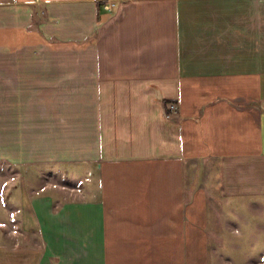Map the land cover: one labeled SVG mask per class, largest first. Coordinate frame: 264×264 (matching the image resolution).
<instances>
[{
	"label": "crops",
	"instance_id": "obj_1",
	"mask_svg": "<svg viewBox=\"0 0 264 264\" xmlns=\"http://www.w3.org/2000/svg\"><path fill=\"white\" fill-rule=\"evenodd\" d=\"M49 162L0 264H214L212 190L264 199V0H0V163Z\"/></svg>",
	"mask_w": 264,
	"mask_h": 264
},
{
	"label": "rangeland",
	"instance_id": "obj_2",
	"mask_svg": "<svg viewBox=\"0 0 264 264\" xmlns=\"http://www.w3.org/2000/svg\"><path fill=\"white\" fill-rule=\"evenodd\" d=\"M62 165L51 162L26 166L0 163V242L38 245L39 241L34 233L12 229V225L17 219L15 205L19 202L22 187H36L40 185V182L44 183L45 181L54 190L60 189L62 183L65 185L60 173ZM210 195V235L212 236L211 243L214 245L211 248L213 263L264 264V260L259 263V259L262 258L260 254L262 249L260 247L261 230L248 229L245 232L240 230L238 226L242 222V217L237 216L239 210L241 212L246 210L250 214L259 213V208L264 207V199L238 202L236 198L226 199L221 196L216 187ZM262 217L260 215L254 217V224H261ZM249 223L252 224V216L249 218Z\"/></svg>",
	"mask_w": 264,
	"mask_h": 264
},
{
	"label": "built area",
	"instance_id": "obj_3",
	"mask_svg": "<svg viewBox=\"0 0 264 264\" xmlns=\"http://www.w3.org/2000/svg\"><path fill=\"white\" fill-rule=\"evenodd\" d=\"M112 4H113L112 2H107V3L103 4V6L106 8H110L112 6ZM169 107L171 109H175V104L173 102H171V103H169Z\"/></svg>",
	"mask_w": 264,
	"mask_h": 264
},
{
	"label": "trees",
	"instance_id": "obj_4",
	"mask_svg": "<svg viewBox=\"0 0 264 264\" xmlns=\"http://www.w3.org/2000/svg\"><path fill=\"white\" fill-rule=\"evenodd\" d=\"M163 103H164L165 112H166L167 110H169V107H167L168 105H167V102L165 100H163Z\"/></svg>",
	"mask_w": 264,
	"mask_h": 264
}]
</instances>
